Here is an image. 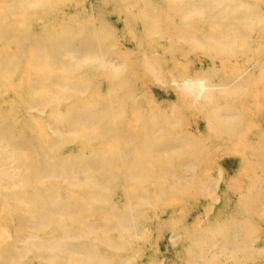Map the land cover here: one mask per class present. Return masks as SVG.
Listing matches in <instances>:
<instances>
[{
    "label": "rangeland",
    "instance_id": "374dc122",
    "mask_svg": "<svg viewBox=\"0 0 264 264\" xmlns=\"http://www.w3.org/2000/svg\"><path fill=\"white\" fill-rule=\"evenodd\" d=\"M120 1L0 0V159L17 179L5 184L0 177V264L18 257L20 264H191V253L198 261L193 264H237L223 252L202 260L199 244L204 241L207 250L223 226L244 240L264 235V200L258 196L264 173H257L264 170V0H251L259 13L248 43L229 54L216 45H169L165 30L138 37L142 47L166 42L160 57L170 72L191 70L205 54H217L228 59L205 66L218 65L222 73L258 54L244 96L250 97L238 106L236 138L214 136L205 108L183 101L177 85L166 88L143 67L128 82L117 78V90H110L115 81L107 65L96 66L95 56L82 53L99 33L107 55H123L135 43L133 29L120 25L117 34L109 32L124 16ZM71 47L83 50L77 54ZM97 104H115L118 123L130 120L132 128L144 108L181 117L174 126L194 133L202 148L193 164L182 165L189 179L178 183L167 172H154L166 166L159 160L134 165L122 159L95 124ZM56 155L61 160L52 162ZM45 200L57 201L61 220L34 221L41 215L34 202ZM32 235L39 239L36 246ZM67 239L90 241L99 250L92 259L63 254ZM242 249L239 264H264L263 249L251 255Z\"/></svg>",
    "mask_w": 264,
    "mask_h": 264
},
{
    "label": "bare ground",
    "instance_id": "6f19581e",
    "mask_svg": "<svg viewBox=\"0 0 264 264\" xmlns=\"http://www.w3.org/2000/svg\"><path fill=\"white\" fill-rule=\"evenodd\" d=\"M119 6L125 10L124 16L118 25H111L112 31L109 32L112 35L117 34L120 25L133 29L132 38L133 41L136 39L135 43L127 45L126 49L128 50L123 55L115 53L107 55L104 47V37L99 33L83 48L85 51L82 53L85 56H95L98 63H96V66L100 64L107 65V73L115 81L110 86V90H117V78L124 79V83L128 82L129 75L143 67L148 76L153 77L158 83L165 85L166 88L177 85L183 101H189L190 104L196 107L205 108L209 123L216 126L212 129L214 136L218 134L231 136L237 133L239 130L237 121L239 119L238 106L240 102L247 101L250 97L249 95L246 100L244 98L245 93L252 86L249 74L256 63L258 54L247 56L240 62L236 70L231 67L225 68L223 74L220 73L218 65L216 68L211 67V63L205 66V61L225 63L228 59L217 54H205L204 58H201L202 65H194L191 70L183 66L179 72H170L160 57L162 49L167 45L166 42H158L154 47H151L154 43L142 47L138 37L151 36L157 30H165L169 34V45L177 42L181 46L188 43H197L204 46L216 45L222 48L226 54H229L237 46H244L248 43L249 28L253 26L259 13L254 3L251 0H165V2L121 0ZM164 6L169 11L162 12L161 9ZM252 46L253 44L250 48ZM25 48L26 43H23L19 48L22 54H24ZM71 49L77 54L83 50L72 47ZM260 55L264 56V49L262 53L260 50ZM196 81H203L204 86L192 87L190 90L185 89L186 82ZM127 91V89H123L122 95L126 96ZM146 109L148 108L139 110L138 122L135 128L130 127V120L123 125L118 123V111L115 104L109 108L97 104L93 112V119L100 133L107 138L112 147L115 146V150L120 148L122 159L134 165L143 160L150 161V163L155 160L164 162L166 166H162L154 172H167L175 176L174 178L177 177L176 182L179 183L181 180L186 179L185 175L188 174L185 166L193 164L202 155V148L193 141L198 137L190 131H183L182 133V129L179 131L174 126L177 121H180L181 117L175 118L171 114L164 113L162 115H156L154 112L147 113ZM172 113L173 115L179 114L175 108L172 109ZM248 126L252 128L251 124ZM234 136L231 138H236L235 134ZM261 140L264 142V135H262ZM139 147H144L145 151L141 152ZM249 154L253 155V151ZM61 158V156L56 155L51 160L52 162H58ZM60 162L65 164V161ZM182 165L185 166L182 167ZM5 166L6 162L0 159V177L5 180V184H7L6 179H9V183L11 181L12 184H16L15 173ZM260 169L257 173H264V170ZM48 171L58 172L57 170L52 171V169ZM62 171L66 174L69 173V170L65 167ZM258 196L260 200H264V188L260 189ZM34 204L35 211L41 212V215L33 217L34 221L40 219L52 224L53 221L61 220L60 216L57 215L59 207L57 201H35ZM65 225L70 226L69 224ZM220 230L221 236L218 237V240L212 241L207 250H205L204 241L199 244L201 253L205 251L202 260L212 258L216 253L223 252L234 257L236 263L239 264L237 259L240 257V249L243 248L242 250H245L244 252L247 255H251L253 251L258 249L264 250V244L260 242V238H264V235L244 240L241 236H238V233L231 232L230 226H223ZM174 236L172 235V237ZM30 242L31 246H36L39 244V239L36 235H32ZM44 244H46V241ZM52 249L54 248L52 247ZM61 250L63 254H65L64 251L72 254L81 253V255L92 259L95 253L98 252L99 247L90 241L67 239L63 242ZM189 262L191 264L198 262L195 254L191 253L189 255ZM3 264H20L19 257L12 262H4Z\"/></svg>",
    "mask_w": 264,
    "mask_h": 264
},
{
    "label": "clouds",
    "instance_id": "9594fccd",
    "mask_svg": "<svg viewBox=\"0 0 264 264\" xmlns=\"http://www.w3.org/2000/svg\"><path fill=\"white\" fill-rule=\"evenodd\" d=\"M204 82L203 81H196V82H186L184 87L186 90H190L192 87H203Z\"/></svg>",
    "mask_w": 264,
    "mask_h": 264
}]
</instances>
